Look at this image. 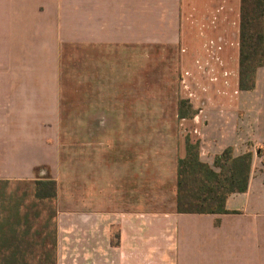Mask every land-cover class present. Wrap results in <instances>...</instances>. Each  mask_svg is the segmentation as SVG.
I'll use <instances>...</instances> for the list:
<instances>
[{
    "label": "crops",
    "instance_id": "crops-1",
    "mask_svg": "<svg viewBox=\"0 0 264 264\" xmlns=\"http://www.w3.org/2000/svg\"><path fill=\"white\" fill-rule=\"evenodd\" d=\"M239 16L240 0H0V188L20 183L37 216L48 210L22 186L34 181L40 201L57 193L38 196L37 181L55 180L63 45L179 48L180 66L197 69L201 85L202 102L191 104L199 158L212 164L226 147L253 154L247 189L225 201L229 212H176V154L169 208L143 213L142 149L139 141L121 142L116 184L108 152L86 172L83 194L69 196L71 209L47 216L56 229L54 264H264V60L254 88L239 90ZM176 115L194 116L179 118L178 107ZM24 243L0 233V264Z\"/></svg>",
    "mask_w": 264,
    "mask_h": 264
},
{
    "label": "rangeland",
    "instance_id": "rangeland-1",
    "mask_svg": "<svg viewBox=\"0 0 264 264\" xmlns=\"http://www.w3.org/2000/svg\"><path fill=\"white\" fill-rule=\"evenodd\" d=\"M180 58L179 48L167 45L142 46L134 51L114 45L62 46L56 167L52 169L57 193L40 201L33 197L34 181L23 184L29 201L48 210L47 215L37 216L19 195L20 183L0 188L4 202L0 233L12 241L25 242L12 245L17 252L21 246L24 250L14 253L8 264L55 263L56 229L47 216L56 215L54 212L59 209H71L69 196L76 189L83 194L86 172L100 168L103 155L110 153L113 157L110 182L116 184L121 142L136 140L142 149L143 213H160L169 208L175 156L184 155L186 137L198 142L200 136L197 114L180 120L176 115L180 99H186L195 109L202 102L197 69L182 68ZM185 70L189 74L183 81ZM78 198L82 200L83 196ZM112 237L117 242L115 228Z\"/></svg>",
    "mask_w": 264,
    "mask_h": 264
},
{
    "label": "trees",
    "instance_id": "trees-1",
    "mask_svg": "<svg viewBox=\"0 0 264 264\" xmlns=\"http://www.w3.org/2000/svg\"><path fill=\"white\" fill-rule=\"evenodd\" d=\"M264 0H240L239 90H252L255 73L263 65ZM195 110L186 99L178 102V117L191 118ZM252 151L234 155L226 147L212 164L199 158L197 141L184 139V155L176 162L175 210L177 213H227L225 201L247 189ZM38 196L54 194V181H37ZM44 189L45 193L41 190ZM51 190V191H50Z\"/></svg>",
    "mask_w": 264,
    "mask_h": 264
}]
</instances>
